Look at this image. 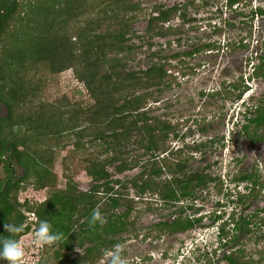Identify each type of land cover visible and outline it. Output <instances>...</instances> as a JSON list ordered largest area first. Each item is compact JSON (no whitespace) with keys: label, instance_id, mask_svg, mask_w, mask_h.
I'll return each instance as SVG.
<instances>
[{"label":"trees","instance_id":"16d2710c","mask_svg":"<svg viewBox=\"0 0 264 264\" xmlns=\"http://www.w3.org/2000/svg\"><path fill=\"white\" fill-rule=\"evenodd\" d=\"M195 2L189 0V4L183 6L199 7ZM239 2L226 0V7L233 8ZM104 6L111 7L113 16H126V31H98L101 17L106 16V13L99 15ZM137 10L136 5L128 0L126 3L125 0H0V104L7 109L5 115L0 113V166L7 173L0 180V236H9L4 229L5 223L9 222L24 226V231L12 238L19 240L28 234L31 230L30 213H34L36 228L40 221L48 220L53 231L63 233V239L51 246L53 259L64 264H94L96 258L117 245L118 241L114 238L117 234L135 224V209L144 195L157 194L166 205L179 203L195 196L197 189L214 180L204 170L189 166L195 155L182 154L179 151L181 148L172 153L173 157H160L159 152L172 151L168 138L176 127L157 117L153 121L149 119L142 109L146 107L150 95L137 92L172 77L167 73L171 65L161 60L153 62L143 72L144 75L124 70L123 65L137 55L136 48L128 44L131 30L128 24L134 20ZM152 10L155 14L149 18L147 27L152 36L165 37L174 31L179 32L180 29H172L166 23L176 17L183 21L187 19L186 13L177 6H155ZM253 14H264V10L259 7ZM190 29L193 30V27ZM245 38L227 46L244 48L247 44ZM214 42L196 46L183 55L192 56L206 49H219V43ZM180 57V54L174 53L170 58ZM259 59L250 78L264 77V55ZM68 69H72L74 78L84 85L92 99L90 103L83 106L66 102L43 103L38 98L34 99L36 90L31 96L25 91L30 87L31 80L26 76L30 71L39 73L48 70L56 74ZM180 69L186 74L182 67ZM245 115L243 134L250 141H264V94L262 101L250 105ZM134 133L139 137L135 145L143 151H127ZM86 136H89L90 143L101 148L100 153L86 155L84 159L86 173L96 184L86 192L76 190L71 181L65 188H57L53 172L56 146L61 142H75L76 148H84L86 143L83 139ZM202 146L194 148L201 149ZM144 155L149 158L142 161ZM12 161L23 169L21 176L13 175ZM112 164L120 173L140 168L129 179L137 199L130 197L128 192L126 195L115 192V185L121 182L110 179L107 166ZM166 171L170 180L163 182L161 176ZM260 175L255 168L236 178L247 182L245 189L248 192L237 194L240 202L257 196V191L264 189ZM29 184L34 189L47 188L46 199L39 203L18 199L19 192ZM101 191L109 196L104 205L98 206ZM120 207L124 209L115 212ZM97 208L106 221L103 224L90 223ZM235 208L217 227L216 237L219 248L223 249L221 258L227 264H264V246L256 251V257H249L244 248L235 246L239 234L243 233L253 234L255 244L264 240V215H259L264 209L252 211L247 216L236 213ZM146 209L153 208L149 204ZM185 210L181 204L177 217L156 224L158 231L173 233L196 227L201 218L183 216ZM221 218L218 215L214 221ZM232 242L235 247L230 249ZM74 243L82 247L89 243V246L85 248L84 255L70 260ZM51 247L43 246L42 250L49 253ZM4 263L7 264L0 261V264Z\"/></svg>","mask_w":264,"mask_h":264},{"label":"rangeland","instance_id":"374dc122","mask_svg":"<svg viewBox=\"0 0 264 264\" xmlns=\"http://www.w3.org/2000/svg\"><path fill=\"white\" fill-rule=\"evenodd\" d=\"M128 1L135 4L138 9L134 20L128 24L131 29L128 33L130 36L128 44L136 48L137 55L123 65L124 70L144 75L143 72L153 62L161 60L171 65L167 73L172 77L164 79L159 85L137 92L150 95L146 107L142 109L149 119L153 121L157 117L176 127L175 132L168 138L172 151L170 152V149L165 153L161 151L160 157L163 155L173 157L172 153L181 148L179 151H182V154L195 155L189 166L204 170L214 180L195 191V200L186 199L182 200L183 202L166 205L157 194L144 195L135 209L137 211L135 224L114 238L122 247L127 264H227L221 258L223 249L219 248L217 227L234 207L236 213L247 216L252 211L264 209V189L257 191V196L240 202L237 194L248 192L245 189L247 182L236 179L245 172L250 173L252 169L257 168L261 174L260 181L264 185V141H250L242 131L248 107L261 102L264 94V77L250 78L253 67L260 62L259 57L264 55V14L255 16L253 14L259 7L264 10V0H240L233 8L226 7V0H196L195 5H200L196 8L183 6L189 0ZM155 6L163 8L177 6L180 11L186 13L185 21L176 17L166 23L172 29H180L179 32L174 31L165 37H159L152 36V33L147 31L148 20L155 14L152 10ZM110 9V6H104L100 11L99 15L106 13V16L105 18L100 16L102 21L98 31L117 29L126 31V16H113ZM244 36L247 41L244 48L234 49L233 46H227ZM214 41L219 43V49H206L192 56L183 55L196 46ZM174 53L180 54V59L170 58ZM123 62L126 63V60ZM186 66L192 67L193 70ZM180 67L186 74H183ZM26 76L31 83L25 91L31 96L32 91L36 90L34 99L38 98L43 103L66 102L70 105L83 106L92 101L84 85L74 78L72 69L56 74H51L48 70H41L39 73L30 71ZM6 112L5 105L0 104L1 115H5ZM201 128H204V131H201ZM138 139V135L134 133L127 151H143L135 145ZM83 142L86 143L84 148H76L75 142H61L56 146L53 172L56 175L57 188H65L71 181L76 190L86 192L96 184L86 173L87 163L84 159L86 155L94 156L100 153L101 148L95 143H90L89 136L84 137ZM200 144H203L201 149L194 148ZM147 158L148 155H144L141 159L144 161ZM12 167L15 177L23 174V169L15 161H12ZM107 167L110 179L121 182L120 185H115V192L125 195L128 192L130 197L137 199L129 179L140 168L120 173L114 164ZM6 174L5 168L1 165L0 180ZM161 180L163 182L170 180L168 171L164 172ZM47 196V188L34 189L29 184L25 190L19 192L18 199L39 203ZM108 196L101 191L98 206L104 205ZM149 204L152 210L146 209ZM181 204L186 209L183 216L201 218L197 226L182 232L158 231L156 224L177 217ZM123 209L124 207H120L115 212H121ZM218 215L222 218L216 222L214 219ZM259 215H264V212H260ZM257 219L258 217L254 222ZM34 232L35 230H31L19 239L26 255L32 243L34 244ZM255 243L253 234L243 233L239 234L235 246L244 248L245 254L249 257H256V251L264 246V240ZM233 244L234 242L231 243L230 249L235 247ZM88 246L89 243H85L83 247L74 243V250L69 253V259L84 255ZM42 249L43 247L34 249L40 258L39 264H64L61 260L56 261L52 258V247L49 253ZM104 253L96 258L94 264H107Z\"/></svg>","mask_w":264,"mask_h":264},{"label":"clouds","instance_id":"9594fccd","mask_svg":"<svg viewBox=\"0 0 264 264\" xmlns=\"http://www.w3.org/2000/svg\"><path fill=\"white\" fill-rule=\"evenodd\" d=\"M36 222L37 218L35 221L29 220L31 230H35V232L34 244L32 243L28 249V255H26L25 248L20 243L21 241L12 238L22 233L24 226L12 222L5 223L4 229L9 233V236H0V261H6L7 264H38L40 258L34 249L38 250L41 246L53 245L63 239V233L53 231L52 225L48 220L40 221L37 228ZM96 222L101 224L106 222L98 208L93 211L90 223L95 224ZM104 255L107 258V264H127L123 256V249L119 244L114 245L110 250H106Z\"/></svg>","mask_w":264,"mask_h":264},{"label":"built area","instance_id":"2783aa9c","mask_svg":"<svg viewBox=\"0 0 264 264\" xmlns=\"http://www.w3.org/2000/svg\"><path fill=\"white\" fill-rule=\"evenodd\" d=\"M29 220H36V216L34 215V213H30V219Z\"/></svg>","mask_w":264,"mask_h":264},{"label":"flooded vegetation","instance_id":"af4514ba","mask_svg":"<svg viewBox=\"0 0 264 264\" xmlns=\"http://www.w3.org/2000/svg\"><path fill=\"white\" fill-rule=\"evenodd\" d=\"M186 199H192V200H195V199H194V196H193V197H190V198H186ZM186 199H185V200H186ZM188 206H189L190 208L192 207V205H188Z\"/></svg>","mask_w":264,"mask_h":264}]
</instances>
